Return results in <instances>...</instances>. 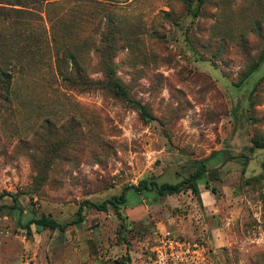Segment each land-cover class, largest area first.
Wrapping results in <instances>:
<instances>
[{
  "label": "rangeland",
  "instance_id": "1",
  "mask_svg": "<svg viewBox=\"0 0 264 264\" xmlns=\"http://www.w3.org/2000/svg\"><path fill=\"white\" fill-rule=\"evenodd\" d=\"M198 167L199 194L94 206ZM163 234L264 264V0H0V264H151Z\"/></svg>",
  "mask_w": 264,
  "mask_h": 264
},
{
  "label": "trees",
  "instance_id": "2",
  "mask_svg": "<svg viewBox=\"0 0 264 264\" xmlns=\"http://www.w3.org/2000/svg\"><path fill=\"white\" fill-rule=\"evenodd\" d=\"M117 40V31L114 25V21L111 18H108L105 22V29L100 34L99 40L97 41V45L95 48L96 56H97V64L99 65V69L101 72H103L104 77L108 78V81L102 82L103 86L106 88L115 89L118 88L119 85L116 82L115 74L116 71L114 69V51H115V42ZM72 69H75L77 74L80 75L82 71V67L79 64V62L76 59H73L71 61ZM65 81H71V77L67 75V77L64 78ZM82 85H91L92 83L88 80H82ZM74 85V82H72ZM203 167L205 164H202ZM203 167H198L195 171L191 172L187 177L181 179L178 182H158L154 179H142L139 181L136 185H131L128 187H125L121 193V195L118 196H112L110 199L103 201L102 203L94 204L95 207L101 210H105L107 208L108 203L114 204L116 203L117 199L121 200V202H125V192L127 189H135L138 192L142 191H151L156 190L158 194L160 195H171V194H179L181 192L191 190L193 193L199 194L200 193V187L199 182L201 179H204L205 170ZM205 187L208 189L209 184L206 183ZM214 191V190H213ZM89 202L88 200L85 201V203ZM90 203V202H89ZM84 204V203H83ZM83 204L79 207L77 211L78 218L75 220H72L70 222L66 223H60L56 219L42 216L40 218H30L24 225V227L27 228V230H31V225L35 224V226L39 228H50V229H59L61 231H64L68 225L74 223L78 224L83 221ZM19 208L17 206L13 207ZM21 211V209L19 208Z\"/></svg>",
  "mask_w": 264,
  "mask_h": 264
},
{
  "label": "built area",
  "instance_id": "3",
  "mask_svg": "<svg viewBox=\"0 0 264 264\" xmlns=\"http://www.w3.org/2000/svg\"><path fill=\"white\" fill-rule=\"evenodd\" d=\"M151 251V264H208V248L171 234L158 237Z\"/></svg>",
  "mask_w": 264,
  "mask_h": 264
}]
</instances>
